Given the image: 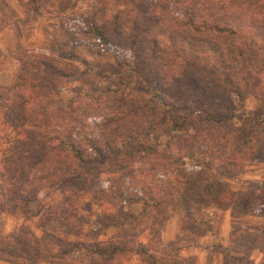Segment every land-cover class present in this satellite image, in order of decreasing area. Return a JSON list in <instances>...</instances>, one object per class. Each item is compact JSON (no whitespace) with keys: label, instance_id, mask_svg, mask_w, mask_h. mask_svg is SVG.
<instances>
[{"label":"rangeland","instance_id":"rangeland-1","mask_svg":"<svg viewBox=\"0 0 264 264\" xmlns=\"http://www.w3.org/2000/svg\"><path fill=\"white\" fill-rule=\"evenodd\" d=\"M157 1L68 0L62 8L50 0L32 12L22 9L16 0H0V51L5 58L0 68V85L9 86L17 70L10 61L12 53L16 49L25 50L45 55L69 72L61 83L56 84V100L62 107L51 115V128L55 133L101 130L102 124L116 120V96L126 98L129 110L146 104L150 109L148 123L155 121V112L151 109L159 115L162 113L165 131L159 133L158 126L146 129L148 154L145 149L141 151L139 144L131 154L134 158L142 156L147 163H134V167H138L144 176L148 173L152 176L153 172L163 187L191 192V204L181 205L188 209L168 205L155 211L141 200L129 205L126 201L101 199L102 194L97 189L104 190L119 179L116 172L100 173L93 164L87 167L84 175L83 188L90 193L75 206L77 213L73 223L76 228L72 232H78L77 236L68 232V215L58 212L61 196L55 190L40 195L30 205L24 219L17 216L0 219V249L7 247L9 236L22 228L50 249L39 256V264H106L87 257L81 250L61 257L73 247L55 240L78 241L81 245L92 246L116 239L131 244H150L159 264H264V95L258 98L247 94L240 98L232 95L229 111L216 116L214 125L198 133L197 138H188L176 124L184 116L195 113V107L178 101L179 96L173 90L171 94L160 95L152 80L131 76L128 70L134 63L133 56L123 49L120 39L105 49L94 44L86 33L83 24L93 12L99 17L98 11L102 18L123 12L121 17L129 14L136 20L142 17V12L158 8ZM249 4L256 16L264 20V0H250ZM159 7L168 17L170 12H180L176 0H166ZM163 20L168 21L167 18ZM119 21L121 25L122 20ZM154 25L160 31L164 29L163 23ZM123 27L129 29L126 25ZM174 34L177 43H181L180 34ZM159 35L165 37L164 32ZM146 40L143 39L144 49ZM160 40L163 44V39ZM218 44L222 46L221 42ZM138 51L143 54L139 48ZM200 61L207 62L204 58ZM188 128L195 130L191 126ZM72 134L76 136L74 132ZM129 140L125 143L126 149L133 142ZM152 153L158 155L155 166L167 173L159 174V169L149 171L146 168L150 162L155 164ZM121 180L125 193L142 195L139 191L141 182ZM113 210L129 214L128 222L117 227H99L101 213ZM57 253L60 257H55ZM0 264L7 263L2 261ZM119 264L145 263L138 262L134 255L120 259Z\"/></svg>","mask_w":264,"mask_h":264},{"label":"trees","instance_id":"trees-1","mask_svg":"<svg viewBox=\"0 0 264 264\" xmlns=\"http://www.w3.org/2000/svg\"><path fill=\"white\" fill-rule=\"evenodd\" d=\"M16 1L25 11L35 12L50 0ZM53 1L61 7L68 2ZM158 1V8L153 7L152 12H142V17H137L140 21L132 20L129 14L121 17L123 12L102 18L97 11L99 17L93 12L83 25L100 48L109 49L120 39L123 49L133 56L134 63L128 70L131 76L152 80L160 95L171 94L173 90L179 96L178 101L191 103L196 112L184 116L176 127L185 131L188 138H197L198 133L214 125L216 116L231 109L232 95L237 98L242 94L255 98L264 95V20L256 16L250 0H176L180 12H170L169 17L159 7L166 0ZM158 23H163L162 31L154 25ZM162 32L165 37L159 35ZM175 32L183 39L181 43H177ZM143 39H148L145 49ZM138 48L142 55L138 54ZM4 59L0 51V68ZM10 61L17 70L9 86L0 85V219L8 216L24 219L30 205L40 195L56 190L61 196L58 212L68 215V232L77 236L78 232H72L76 228L75 206L90 193L83 188L84 175L93 164L100 173L116 172L119 179V183L114 180L104 190L97 189L102 194L101 199L126 201L129 205L141 200L155 211L162 206L191 204V192L163 187L153 172L152 176L149 173L144 176L134 167V163H147L142 156L134 158L131 154L136 144L142 147L141 151L147 149L146 129L158 126L159 133L165 131L162 113L159 115L151 109L155 112V121L148 123L150 109L146 104L136 108L131 105L129 110L126 98L116 96V120L102 124L101 130L85 132L88 134L73 130H64V135L55 133L51 128V115L62 107L56 100V84L68 76L67 68L45 55L18 49L12 53ZM131 102L136 104L137 101ZM121 124L126 126L121 128ZM190 126L195 130L190 131ZM128 138L133 142L126 149ZM145 153L148 154L147 150ZM152 157L155 164L150 162L146 168L159 169V174L167 173L155 166L158 155L152 153ZM122 178L137 184L141 182L138 186L142 195L125 193ZM180 209L186 210L188 206ZM128 219L129 214L113 210L102 212L98 223L101 228L117 227ZM55 241L73 247L61 257L81 250L87 257L106 264H119L120 259L134 255L140 263H160L150 244H131L120 239L92 246L78 241ZM49 251L30 232L20 228L9 236L8 246L0 249V260L7 264H39V256ZM55 257L60 256L57 253Z\"/></svg>","mask_w":264,"mask_h":264},{"label":"crops","instance_id":"crops-1","mask_svg":"<svg viewBox=\"0 0 264 264\" xmlns=\"http://www.w3.org/2000/svg\"><path fill=\"white\" fill-rule=\"evenodd\" d=\"M0 262H2V260H0ZM4 262V261H3ZM6 263V262H5Z\"/></svg>","mask_w":264,"mask_h":264}]
</instances>
